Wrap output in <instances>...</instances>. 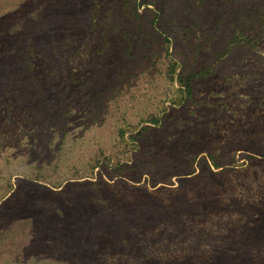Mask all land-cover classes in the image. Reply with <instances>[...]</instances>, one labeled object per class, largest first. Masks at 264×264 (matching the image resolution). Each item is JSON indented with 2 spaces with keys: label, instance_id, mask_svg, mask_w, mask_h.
I'll return each mask as SVG.
<instances>
[{
  "label": "rangeland",
  "instance_id": "rangeland-1",
  "mask_svg": "<svg viewBox=\"0 0 264 264\" xmlns=\"http://www.w3.org/2000/svg\"><path fill=\"white\" fill-rule=\"evenodd\" d=\"M0 264H264V0H0Z\"/></svg>",
  "mask_w": 264,
  "mask_h": 264
},
{
  "label": "trees",
  "instance_id": "trees-1",
  "mask_svg": "<svg viewBox=\"0 0 264 264\" xmlns=\"http://www.w3.org/2000/svg\"><path fill=\"white\" fill-rule=\"evenodd\" d=\"M133 11H134L135 17H138L137 8L134 9ZM183 31L187 32L188 30H183ZM169 37L170 36L167 35V37L165 36V38H164V42H165L164 44L167 47L170 46V43H172V41L173 42L176 41V38H174V36L172 38L173 39L172 41L169 39ZM167 47H166V51H167ZM228 51H226V52H228ZM221 54H220V57H222ZM175 71H176V64L172 63L170 65V67H169V72H168V76L170 77L169 81L171 82V85H173V82L176 80V82L178 84V89L176 90V93L178 95L177 98L180 99V100L181 99H185V100H190L191 99L192 94H193V88H192V81L193 80L206 79V78L214 75V73H215L212 68L211 69L210 68H206V69H204L202 71L193 73L188 78H183L182 74H180V73L176 74ZM173 99L174 98L166 97L164 99V102H169L172 105H175V100H173ZM146 123H147L148 126H145V128H142L141 130L136 132V134L134 136H129V140H131L132 143L133 142H139L140 140L146 138L150 134L152 129H154V127L161 126L165 122L160 116L152 115L151 118H148ZM124 135H125V131H123V130L119 131V137L121 138L122 141H124ZM93 167H95V166H93Z\"/></svg>",
  "mask_w": 264,
  "mask_h": 264
}]
</instances>
